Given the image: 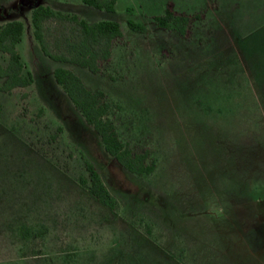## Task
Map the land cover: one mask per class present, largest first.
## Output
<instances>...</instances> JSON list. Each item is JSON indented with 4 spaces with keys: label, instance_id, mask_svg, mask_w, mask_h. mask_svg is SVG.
<instances>
[{
    "label": "rangeland",
    "instance_id": "1",
    "mask_svg": "<svg viewBox=\"0 0 264 264\" xmlns=\"http://www.w3.org/2000/svg\"><path fill=\"white\" fill-rule=\"evenodd\" d=\"M168 4L199 15L187 35L156 26ZM35 6L117 21L123 37L102 72L46 57ZM13 20L33 83L5 92L0 78V264H264V0H116L112 12L0 0V26ZM56 67L104 92L120 139L148 149L152 173L133 174L104 150ZM86 163L115 210L82 183Z\"/></svg>",
    "mask_w": 264,
    "mask_h": 264
},
{
    "label": "trees",
    "instance_id": "2",
    "mask_svg": "<svg viewBox=\"0 0 264 264\" xmlns=\"http://www.w3.org/2000/svg\"><path fill=\"white\" fill-rule=\"evenodd\" d=\"M84 4L107 12L114 11L116 0H81ZM197 16L173 11L168 4L163 16L154 17L158 28L173 30L185 36L190 22ZM33 36L41 52L55 62L69 63L98 74L104 63L111 59L112 48L123 37L120 24L113 20L89 22L74 13L56 11L48 6H35L31 13ZM134 32H144L142 24L129 21ZM23 23L13 20L0 26V52L8 56L5 67L0 64V78L4 79L1 90L9 92L16 87L33 83V76L16 46L23 36ZM55 82L61 86L76 110L84 117L99 136L104 150L127 171L136 175H148L155 169V162L149 160V151H133L124 143L109 117L110 106L101 90H90L71 70L56 67L53 70ZM88 181L82 180L89 193L111 210L117 208V200L104 185L95 167L86 163Z\"/></svg>",
    "mask_w": 264,
    "mask_h": 264
}]
</instances>
